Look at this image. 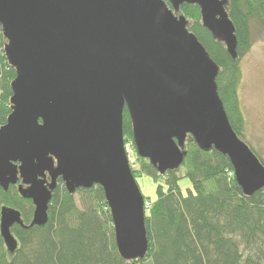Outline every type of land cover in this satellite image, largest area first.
Wrapping results in <instances>:
<instances>
[{
    "label": "water",
    "instance_id": "1",
    "mask_svg": "<svg viewBox=\"0 0 264 264\" xmlns=\"http://www.w3.org/2000/svg\"><path fill=\"white\" fill-rule=\"evenodd\" d=\"M201 8L202 24L238 58L229 0H0L5 55L16 70L11 112L0 127V185L18 184L49 221L58 179L70 194L102 185L120 255L149 251L145 195L124 135L128 108L137 153L160 174L186 161L188 137L230 158L245 195L264 189V164L235 131L218 93L220 65L181 5ZM10 251L20 210L1 208Z\"/></svg>",
    "mask_w": 264,
    "mask_h": 264
},
{
    "label": "trees",
    "instance_id": "2",
    "mask_svg": "<svg viewBox=\"0 0 264 264\" xmlns=\"http://www.w3.org/2000/svg\"><path fill=\"white\" fill-rule=\"evenodd\" d=\"M227 7L238 38L237 59L203 26L199 5L185 3L180 13L190 19L189 30L220 65L218 93L231 125L246 141L239 92L241 59L254 43V26L264 32V0H229ZM6 41L0 26V127L11 112V83L16 77L5 55ZM123 119L125 140L136 149L126 107ZM251 148L264 164V158ZM186 149L182 175L181 168L160 174L140 155L139 164H131L136 179L147 175L158 183L157 198L146 208L149 251L145 257L127 260L120 255L102 185L70 194L59 178L44 226H30L34 204L20 194V182L10 184L7 191L0 185V218L3 206L14 207L27 225L12 226L19 242L13 251L0 232V264H264V189L245 195L228 156L216 149L202 150L190 136ZM183 178L190 181L186 188L181 185Z\"/></svg>",
    "mask_w": 264,
    "mask_h": 264
},
{
    "label": "rangeland",
    "instance_id": "3",
    "mask_svg": "<svg viewBox=\"0 0 264 264\" xmlns=\"http://www.w3.org/2000/svg\"><path fill=\"white\" fill-rule=\"evenodd\" d=\"M254 43L251 50L242 57L241 71L242 83L239 88L240 103L243 114H245V140L248 145L264 158V32L258 27L253 28ZM245 141V142H246ZM126 151H128L129 161L133 166L139 164L136 149L131 142H126ZM179 173L182 175L183 164ZM179 168V169H180ZM142 193L151 200H146V208L151 207L152 199H156L158 183L152 176L141 175L137 178ZM190 184L187 178H183L181 185L186 188ZM78 198V204L81 206Z\"/></svg>",
    "mask_w": 264,
    "mask_h": 264
},
{
    "label": "built area",
    "instance_id": "4",
    "mask_svg": "<svg viewBox=\"0 0 264 264\" xmlns=\"http://www.w3.org/2000/svg\"><path fill=\"white\" fill-rule=\"evenodd\" d=\"M146 205L148 204V203H145ZM149 205V204H148Z\"/></svg>",
    "mask_w": 264,
    "mask_h": 264
}]
</instances>
